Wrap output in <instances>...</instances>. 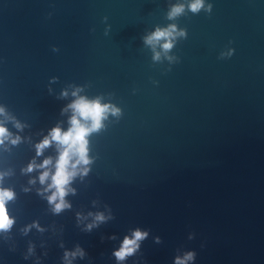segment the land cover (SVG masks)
Returning a JSON list of instances; mask_svg holds the SVG:
<instances>
[{"label": "water", "instance_id": "95a60500", "mask_svg": "<svg viewBox=\"0 0 264 264\" xmlns=\"http://www.w3.org/2000/svg\"><path fill=\"white\" fill-rule=\"evenodd\" d=\"M196 2L0 0V264H264V0Z\"/></svg>", "mask_w": 264, "mask_h": 264}, {"label": "clouds", "instance_id": "9594fccd", "mask_svg": "<svg viewBox=\"0 0 264 264\" xmlns=\"http://www.w3.org/2000/svg\"><path fill=\"white\" fill-rule=\"evenodd\" d=\"M192 10L195 11L200 7V0H197L192 6ZM180 9H174L175 12H179ZM167 35L166 32L157 31L154 36L155 38H160L162 36ZM165 48L170 47V44H165ZM76 112L79 113L80 117L84 118L85 120L91 119L92 126L91 129L81 125L80 121L73 116L71 120L72 127L69 128L67 132H61L59 128H55L50 133L52 140L57 141L60 145H64L63 151L60 153L59 158L56 163V172L52 176V184L49 187H55L56 192L53 193L51 197H49V202H53L56 200L57 196L61 198V202L56 204V210L59 211L63 206V197L65 195V185L69 182L73 173L68 171L69 162L72 155H78L79 162H83L85 164L88 163L86 159V144L87 141L85 137L89 133L90 130H96L100 127L101 119L103 117L104 112L106 111V106H101L98 102H87L84 99L79 100L72 106ZM5 129L0 127V136H4ZM2 142V141H0ZM50 143L49 139L46 137L41 144L37 145V154L39 155L41 150L46 147ZM50 163L49 160H45L43 165L40 167H46ZM33 165H29L28 170H32ZM73 167H75L73 165ZM48 172H44L41 177V183L47 178ZM12 192L8 190H0V229H5L10 226L12 221L9 219L7 214V209L5 207L6 200L12 198ZM143 233L137 231L134 236L135 240H139L143 237ZM135 240H130L125 238L123 247L120 251L116 252L115 255L119 259H123L126 254H129L133 251L129 245L135 243ZM189 259L191 258V254H189ZM182 264V262H179Z\"/></svg>", "mask_w": 264, "mask_h": 264}]
</instances>
